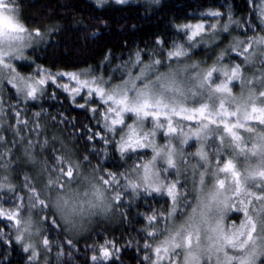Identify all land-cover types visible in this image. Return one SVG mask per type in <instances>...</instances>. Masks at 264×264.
Segmentation results:
<instances>
[{
    "label": "snow or ice",
    "instance_id": "6c2138e0",
    "mask_svg": "<svg viewBox=\"0 0 264 264\" xmlns=\"http://www.w3.org/2000/svg\"><path fill=\"white\" fill-rule=\"evenodd\" d=\"M116 2L122 4L126 0ZM98 3H103V0H98ZM208 15L216 17L221 13L210 12ZM261 16L264 17V9H261ZM261 22L264 24V19ZM207 27L215 29L216 26ZM180 28L185 31L189 42L205 32L203 23L185 24ZM33 31L36 36H41L38 29ZM222 31L227 32L228 26H223ZM25 34L28 37L32 35L19 18L15 0H0V70L15 71L7 60L18 58L12 45L13 42L24 41ZM227 51L235 52L243 58L242 61L218 67L225 56L221 53L216 64L204 70H199L196 64L189 66L192 70L189 67L173 70L169 65L168 71L162 72L157 67L162 65L160 59L144 64L137 53L131 69L126 66L124 76L127 79L121 77L118 84L94 75L90 79H82V75H89L87 72L58 73L56 76H66L69 82H75V86L57 84L56 76L46 74V78L25 83L26 91L17 89L35 100L37 93H42L43 86L51 80L69 92L73 99L76 96L83 99L82 93L86 94L104 106L103 111L98 108L90 111L99 113L104 131L119 135L115 145L121 157L146 148H151L153 153L149 160L133 166L139 182L129 181L121 185L120 178L128 179L125 173L107 172L94 176L92 180L84 177L88 187L82 194L71 188L80 177V164L69 156H57V167L53 169L55 176H50L45 185L49 195L41 198L43 192L34 186L29 187L32 207L54 208V215L59 213L65 224L75 227L73 217L84 213L85 205L88 209L101 207L106 191H115L113 200L120 201L122 192L117 189L126 191L129 186L133 190L142 188L148 195L156 193L169 198L171 207L164 217L166 222L174 221L178 214L183 220L171 229L167 223L164 229H156L158 214L146 216L148 223L153 225V230L147 235L152 238L165 235L154 249L151 244H145V248L155 255L154 260L145 257L150 264H264V71L256 80L259 90L250 89L247 97L235 96L231 87L235 81L245 82L244 66L250 65L253 57L259 56L264 65V36L238 40ZM185 56L187 52L183 45H174L166 54L169 61H178ZM182 74H186L185 80L191 83L187 91L177 79ZM13 79L8 83L15 88ZM246 83L252 84L253 81L247 80ZM189 95L194 100L192 106L186 103ZM78 107L86 105L79 104ZM126 118H130L132 123H127ZM17 123L26 124L20 120ZM146 123L151 124L150 129H145ZM192 125L196 130L188 136L184 128ZM158 133L169 138L162 145L155 143ZM244 133L252 135L246 137ZM96 137L105 144L113 142L100 132L92 133L88 139ZM172 137H184L180 139L181 144H187L192 137L201 141L198 150L190 153L197 158L195 163L187 159L182 149L173 145ZM209 139L218 143L208 144ZM206 149H211V152ZM84 160L87 161L88 157L85 156ZM158 161L164 166L158 167ZM240 164L247 166L241 168ZM52 193H56L54 201ZM19 208L13 211L0 208V217L14 221L18 230L22 223ZM226 210L242 213L238 226L224 224ZM51 224L57 225L56 219H52ZM22 240V234L16 236L18 243ZM42 243L48 248L49 239L45 237ZM68 243L72 242L69 240ZM108 243L100 246V255H94L93 261H106L112 257ZM30 247L25 246L24 251H29Z\"/></svg>",
    "mask_w": 264,
    "mask_h": 264
},
{
    "label": "trees",
    "instance_id": "16d2710c",
    "mask_svg": "<svg viewBox=\"0 0 264 264\" xmlns=\"http://www.w3.org/2000/svg\"><path fill=\"white\" fill-rule=\"evenodd\" d=\"M15 6L25 27L31 32L38 29L43 35L38 45L28 49L27 60L16 64L17 70L26 74L33 73L35 67L51 72L89 69L118 81L137 53L145 62L164 57L186 35L180 26L201 20V13L207 10L229 14L241 23L230 35L237 30L242 37L243 29H250L249 26L250 31L260 29L252 26L257 25L254 0H136L103 5L91 0H15ZM222 40L217 47L226 44V38ZM202 49L194 50L190 57L201 65L208 61L207 56L200 54ZM1 109L0 208L13 211L20 206L22 223L18 230L14 221L0 217V264H149L145 257H151L152 250L145 248V244L153 245L156 239L147 235L153 225L146 216L157 213L155 228H159L167 216V196L127 188L117 189L122 195L120 201H115V191H106L110 206L101 209V213L98 210L85 214L77 228L65 224L59 213L54 215V208H33L29 199L30 186L44 193L41 198L49 195L45 185L50 176H55V158L66 156L65 148L70 150L71 159L81 165L82 178L89 180L107 172L130 175L135 164L149 158V152L121 157L116 150V135L110 136L103 130L99 113L78 107L55 84L47 83L35 100L21 98L7 86ZM18 120L26 124H18ZM95 132L113 142L105 144L99 137L89 140ZM18 157L19 162L15 163L13 159ZM120 181L123 185L124 181ZM13 182L18 188H14ZM86 185L83 180L80 188ZM51 195L54 201L56 193ZM52 219H56L57 225L51 224ZM29 227L31 230H27ZM22 232H29L28 236L35 241V258L16 241L17 234ZM45 237L49 239L48 248L42 243ZM106 242L112 257L93 261L92 257L100 255V246Z\"/></svg>",
    "mask_w": 264,
    "mask_h": 264
},
{
    "label": "rangeland",
    "instance_id": "374dc122",
    "mask_svg": "<svg viewBox=\"0 0 264 264\" xmlns=\"http://www.w3.org/2000/svg\"><path fill=\"white\" fill-rule=\"evenodd\" d=\"M91 1L95 2L98 5H103V4L107 3V2L116 1V0H103V3H98V0H91ZM130 1L135 2L136 0H126V2H130ZM261 9H264V0H254V11H255V15H256L257 25H252V26H258L260 29H257L255 27L256 30L250 31L251 30L250 26H249L250 29L244 28L243 29L244 36H242V37L240 36L241 34L237 32V30L235 31L234 35L233 34L230 35V33H232V30H233V33H234V29H237V28H239L241 26V23H237V21L235 19H233L231 17V15H229V14L228 15H226V14L223 15L222 13H221L220 16H216V17L208 15V13H210V12H217V11H214V10H207L204 13H201V17H203L201 20L196 21L195 23H187V24L195 25V24L203 23L205 25V32L201 36H198L195 40H193L191 42H189L187 35H184L183 39L181 41H178L177 43H175V45H183L184 46V49L187 52V56L180 58L178 61L177 60L169 61L166 58V54H167L166 53L164 55V57L160 58V60L162 61V65L157 66V67L160 69V71L167 72L169 65L171 66V68L173 70H178V69H184V68L189 67V66H191L193 64H196V65L199 66V70H204L207 67H210L213 64H216L217 58L220 56L221 53H225V56H224V60L220 61V64L217 65L218 67L221 66V65H229V66H231L232 64L240 63L242 61V59H243L242 57L238 56L235 52H232V51L225 52V50L229 49L230 46H234L235 42L238 41V40H247L248 38L253 37V36H256V37L264 36V24H262V22H261L262 19H264V17L261 16ZM208 25H215L216 27H215V29H209L207 27ZM225 25L228 26V31L227 32L222 31V28ZM182 31H184V30H182ZM29 32H31V31H29ZM31 33H32L31 37H28L27 34H25L26 38H25L24 41H22V42H13L12 48L14 50V55L17 56L18 58H15V59L8 58L7 62L12 65V68H14L15 71L13 72V71H11L9 69L0 70V123L2 122V119H3V111L1 109V99H2L3 93L5 92V88L7 86L12 87L14 89L15 93L19 97L27 99V97L25 95V91H26L25 83H32V82L37 81V80H39L41 78H46V74H52L53 76H56V74H58V73H86L87 72V73H89V75L88 76H83L82 75L81 76L82 79H85V78L90 79L91 76H93V75L96 76V77H103L101 74H95L92 71H90L89 69H79V70H71V71L59 70V71H56V72H51V71H46V70H44L42 68L35 67L34 72L31 73V74H26V73L19 72L17 70L16 64L26 61L27 60V51H28V49L38 45L42 41V38H43L42 34H41V36H36L34 32H31ZM223 38H226V44H224L225 47L224 46L217 47L218 44H220L223 41L222 40ZM4 47H5V49H7L6 45ZM199 47L203 48L202 50H200V54L202 56L203 55L207 56V60H208L207 62H204L203 59H202V61L204 62L203 65H201V62L199 60H193V59L190 58L191 55H192V52L194 50L198 49ZM153 59H158V58H152L151 60L146 61V62L144 61V64L150 63ZM252 59H253V62L250 65H245L244 66L245 67V71H244V80H245V82L242 83L240 81H235L233 83V85H231L233 94L235 96H237V97H240L241 95H243L244 97H247L248 94H249V90L250 89H255L256 91L259 90V84L256 83V80H257L258 77L261 76L262 71H264V65L261 64L259 56L253 57ZM135 60H136V56H134L133 59L131 60V63H130V66H129L128 69H131V65L135 62ZM204 60H206V59H204ZM132 70L135 71L134 69H132ZM189 70H192V69L189 67ZM124 72H125V70L122 71V73H124ZM185 75L186 74H182V75L178 76L177 79H178L179 82L182 83V86L184 87L185 91H187V89L189 87H191V83H189L188 81L185 80ZM123 77L125 79H127V77L124 76V74H123ZM13 78H15V79H13ZM103 78L105 80H110L107 77L106 78L103 77ZM10 79H13V83H15L17 87L14 88L12 86V84L8 83V81ZM220 79H223V77L221 76ZM56 80H57V84L69 83L70 87L71 86H75V82H69V80H68V78L66 76L65 77L56 76ZM247 80H252L253 83L252 84H248V83H246ZM110 82L113 83V84H118V83L121 82V79L118 80V81H111L110 80ZM217 82H219V81H217ZM48 83L53 84L51 82V80H49ZM45 86L46 85L43 86V89H44ZM17 89H25V91H18ZM66 93L68 94L70 100L75 102L77 105L85 104L88 109L98 108V106H99V109H101L100 111H103V107L104 106H102L99 103L98 100H96L94 102L92 99H89L86 96V94L82 93V95H84L83 99L81 98V96H76L75 99H73V96L69 92H66ZM39 94L40 93H37V96ZM186 103H187L188 106H192L194 104V100H193V98L190 95L188 96ZM126 122L127 123H132V120L130 118H126ZM184 123H188V122H184ZM150 128H151V124L150 123H146L145 124V129L147 130V129H150ZM195 130H196L195 125H192L191 128L185 127L184 128V133L187 134L188 136H191L192 132H194ZM107 134L110 135V136L113 135L112 133H109V132H107ZM244 135L246 137H251L252 134L244 133ZM182 138H184V137H180V139H182ZM168 139L169 138L163 136L162 133H158L156 135V137L154 138L155 143L157 145L164 144ZM171 139H172V142H173L174 146H176L177 148H180V149L183 150V152H184L185 156L187 157V159H189L192 163L196 162L197 158L192 156V155H190V153H195L198 150L201 141L197 140L195 137H192L191 139L188 140L187 144H181L180 143V139H178L177 137H172ZM118 140H119V135H116V141H118ZM214 142L218 143V141H214L212 139H209L207 141L208 144H211V143H214ZM18 147L19 148H23L22 145H19ZM66 150L67 149L65 148L64 151H66ZM206 150L211 152V149H206ZM64 151H63V153L66 156H69V157L72 158L70 150H67V152H64ZM141 151H147L150 154L149 158L146 159L145 161L149 160L151 158V156L153 155L151 148H146V149H143ZM19 159L20 158L18 157V158H15L13 160L16 163V162H19ZM157 166L158 167H163L164 165H162L158 161ZM239 166L241 168H244L247 165L246 164H240ZM37 168H38V166H37ZM2 171L7 173V171L4 170V169H2ZM83 175H84V172H83V170L80 167V177L77 179V182H76L78 185L74 186V187L71 186L73 191H79L81 194L88 187V185H86L85 188H83V189L80 188V184L83 182V178H82ZM162 175H163V173H162ZM126 176L128 177L127 180L124 179V178H120L122 181H124L123 185L124 184H128L129 181H131L132 183L139 182V175L136 172H133V168H132V172L130 173V175L126 174ZM1 183L2 182H0V184ZM13 183H14V188H18L17 187L18 184L16 182H13ZM20 186L22 188V184H20ZM188 187L191 188V184L190 183H189ZM128 188L132 189L130 186ZM104 195H105V199H104L103 205L101 207H97V208H94V209H88V206L85 205L84 206L85 209H86L85 212L82 213L81 215L73 217L75 228L79 227V225L82 223L85 214H88V213L90 214V213H93L94 211H98V210H100V213H101L102 212L101 209L110 206L109 202H107V199H108L107 195L106 194H104ZM168 200H169V198H168ZM170 207H171V202L169 200L168 211H169ZM168 211H167V213H168ZM167 213H166V215H167ZM242 218H243L242 217V213H237V212L232 211V210H226L225 211L224 224L227 226V225H231V224L234 223V224H236L238 226L240 224ZM182 222H183V220L181 219L180 215L178 214L174 221H167L166 222L164 220L159 225L160 227L156 228V229H164L165 226H166V223H167V226L171 229L174 226H179V224L182 223ZM31 228L32 227H29L27 230H31ZM23 232L22 233H18L17 235H21V234L23 235V240L21 241V243L23 244L24 248H25V246L31 245V247L29 249V251L31 253L30 255L33 258H35L36 255L38 254L36 243L32 239V237L28 236V235H30L29 232L27 234H25V235L23 234ZM34 232H38V231H34ZM155 239L156 240H155V242L152 245V249H154L156 246H158V244L163 239H165V235H159ZM33 251H35V253H36L35 256H33ZM150 258L152 260L155 259V255H154L153 251H151V257ZM149 264H150V260H149Z\"/></svg>",
    "mask_w": 264,
    "mask_h": 264
},
{
    "label": "bare ground",
    "instance_id": "6f19581e",
    "mask_svg": "<svg viewBox=\"0 0 264 264\" xmlns=\"http://www.w3.org/2000/svg\"><path fill=\"white\" fill-rule=\"evenodd\" d=\"M148 1H150V0H148ZM101 106V105H100ZM102 107V106H101ZM101 110V109H100Z\"/></svg>",
    "mask_w": 264,
    "mask_h": 264
}]
</instances>
